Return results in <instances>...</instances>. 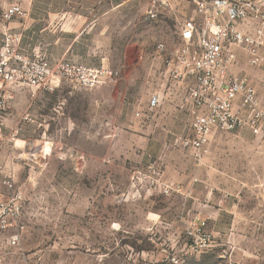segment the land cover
<instances>
[{"label":"rangeland","instance_id":"obj_1","mask_svg":"<svg viewBox=\"0 0 264 264\" xmlns=\"http://www.w3.org/2000/svg\"><path fill=\"white\" fill-rule=\"evenodd\" d=\"M14 2L23 12L6 20ZM193 6L0 0V44L20 34L29 57L119 73L94 88L62 79L53 90L4 91L0 264H264V139L217 131L200 158L180 144L190 120L183 93L166 84L165 59ZM240 60L244 74H263V97L264 59ZM156 92L161 105L146 118Z\"/></svg>","mask_w":264,"mask_h":264},{"label":"built area","instance_id":"obj_2","mask_svg":"<svg viewBox=\"0 0 264 264\" xmlns=\"http://www.w3.org/2000/svg\"><path fill=\"white\" fill-rule=\"evenodd\" d=\"M170 5L167 1H161ZM193 9L179 28L181 44L165 59L166 84L183 93L180 107L189 115L191 133L181 139L184 148L194 150L197 157L208 152L211 137L217 131L248 128L255 137L264 139V106L251 77L235 71L239 65L238 50L247 54V63L260 66L264 49V0H192ZM23 12L14 2L4 11L10 20ZM156 13L151 11L150 16ZM21 35L7 34L0 44V109L7 106L8 87L53 90L62 79L79 88H94L103 78L118 76L117 71L93 68L71 59L52 62L44 57H29L21 52ZM163 42L160 51H166ZM5 91V92H4ZM160 93L148 101V113L161 105ZM141 111L137 112L141 116ZM9 187L10 180L4 181ZM14 214H20V205ZM8 226L7 217L0 218V229ZM11 243H17V236Z\"/></svg>","mask_w":264,"mask_h":264},{"label":"crops","instance_id":"obj_3","mask_svg":"<svg viewBox=\"0 0 264 264\" xmlns=\"http://www.w3.org/2000/svg\"><path fill=\"white\" fill-rule=\"evenodd\" d=\"M245 53V51H243V50H241V49H239L238 50V55H239V65L235 68V71H239V72H241L240 70V68H241V66H243V65H241L240 66V62L242 63V61L240 60V59H242V55ZM246 54V53H245ZM262 54L264 55V49L262 50ZM247 55V54H246ZM264 57V56H263ZM248 64V63H247ZM241 73H243V72H241ZM247 75V74H246ZM252 75V74H251ZM250 77V76H249ZM251 80H252V83L254 84V86L256 87V89H257V92H258V86H259V80H263V74L262 73H257L256 74V77H253V75H252V77H251ZM31 91H33V92H36V90H31ZM38 91V90H37ZM39 91H41V89L39 90ZM258 96L260 97V99H261V102H262V105L264 106V99H263V97L261 96V95H259V93H258Z\"/></svg>","mask_w":264,"mask_h":264},{"label":"bare ground","instance_id":"obj_4","mask_svg":"<svg viewBox=\"0 0 264 264\" xmlns=\"http://www.w3.org/2000/svg\"><path fill=\"white\" fill-rule=\"evenodd\" d=\"M44 147V149L48 148L49 147V144L48 143H45L44 145H42Z\"/></svg>","mask_w":264,"mask_h":264}]
</instances>
